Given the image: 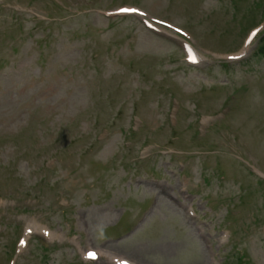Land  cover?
Segmentation results:
<instances>
[{
  "label": "rangeland",
  "instance_id": "rangeland-1",
  "mask_svg": "<svg viewBox=\"0 0 264 264\" xmlns=\"http://www.w3.org/2000/svg\"><path fill=\"white\" fill-rule=\"evenodd\" d=\"M263 38L264 0H0V264H264Z\"/></svg>",
  "mask_w": 264,
  "mask_h": 264
},
{
  "label": "trees",
  "instance_id": "trees-1",
  "mask_svg": "<svg viewBox=\"0 0 264 264\" xmlns=\"http://www.w3.org/2000/svg\"><path fill=\"white\" fill-rule=\"evenodd\" d=\"M262 42L264 43V38H263Z\"/></svg>",
  "mask_w": 264,
  "mask_h": 264
},
{
  "label": "snow or ice",
  "instance_id": "snow-or-ice-1",
  "mask_svg": "<svg viewBox=\"0 0 264 264\" xmlns=\"http://www.w3.org/2000/svg\"><path fill=\"white\" fill-rule=\"evenodd\" d=\"M90 255H93L94 256V254H90Z\"/></svg>",
  "mask_w": 264,
  "mask_h": 264
}]
</instances>
